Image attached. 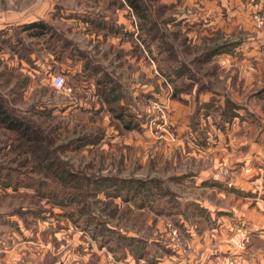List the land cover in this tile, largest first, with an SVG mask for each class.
Wrapping results in <instances>:
<instances>
[{
  "label": "rangeland",
  "instance_id": "1",
  "mask_svg": "<svg viewBox=\"0 0 264 264\" xmlns=\"http://www.w3.org/2000/svg\"><path fill=\"white\" fill-rule=\"evenodd\" d=\"M139 2L0 0L51 27L0 29V264H264V0Z\"/></svg>",
  "mask_w": 264,
  "mask_h": 264
},
{
  "label": "crops",
  "instance_id": "2",
  "mask_svg": "<svg viewBox=\"0 0 264 264\" xmlns=\"http://www.w3.org/2000/svg\"><path fill=\"white\" fill-rule=\"evenodd\" d=\"M7 11L9 13V10ZM34 11H36V9L33 10L32 12ZM11 12L14 14L13 15L8 14L6 16L4 15V12L2 13L3 15L0 17V29L12 30L19 26L25 25V24H29V23H32L38 20H44L42 17L40 18L38 14L34 15L35 13L30 14L29 12H26V14L25 13L20 14L19 12L18 14H16L14 11H11ZM23 33H26V32H23ZM5 37H9L8 33L5 34ZM258 114L261 117L264 116L263 114H261V111ZM240 115L242 116L243 114H241L240 112ZM238 121H241V122L237 124V127L239 128L241 127L243 131L244 130L249 131L248 135L244 134L243 136H241V139H240L241 140L240 142L243 143V145L245 146L247 150L243 149L242 152L239 151V153L236 154L237 155L236 157L237 158L239 157V159H241L240 157L244 156L241 162H239L240 165L239 163L237 164L239 165L238 170L239 172L240 171L246 172V170L248 169L247 171H251L252 175L250 177L244 176L240 184L238 183L237 185L238 186L240 185V188L242 190L245 189L247 191H249L250 189H253V187H256L254 188L256 190L259 187V185L260 186L262 185L261 187L262 189H264V147L263 145H260V143L262 144L264 142V128L259 127L261 125L260 123H259L260 125H256L255 122L251 123L252 120L244 116H242L241 120L239 119ZM257 129H259V131ZM232 159L234 158H231L230 160ZM255 169H258L259 170L258 172L261 171L260 178L257 175L255 177V174L257 173ZM260 195L261 197L258 198L256 202V208H254L253 210V213L255 215L254 218L257 222V226H255L254 229H256L257 227L260 233L256 235H258L259 237H264L262 235L264 234V218H263L264 217V193H263V196H262V193Z\"/></svg>",
  "mask_w": 264,
  "mask_h": 264
},
{
  "label": "trees",
  "instance_id": "3",
  "mask_svg": "<svg viewBox=\"0 0 264 264\" xmlns=\"http://www.w3.org/2000/svg\"><path fill=\"white\" fill-rule=\"evenodd\" d=\"M130 7L138 10L140 8L139 0H125ZM51 28L47 22L44 20H38L29 24H25L22 26L17 27V32L23 31L26 32L29 36L33 37H41L45 36L46 32ZM3 37H5L6 32L3 31ZM69 44L68 41H65L62 49L64 50V45ZM72 53V52H71ZM0 117L1 120L6 123V125L13 129L21 131L22 135H25V131L29 129V126H25V123L20 119L14 118L8 111L5 110L4 106L0 104ZM26 129V130H24ZM54 163V161H50V164ZM54 165V164H53Z\"/></svg>",
  "mask_w": 264,
  "mask_h": 264
},
{
  "label": "built area",
  "instance_id": "4",
  "mask_svg": "<svg viewBox=\"0 0 264 264\" xmlns=\"http://www.w3.org/2000/svg\"><path fill=\"white\" fill-rule=\"evenodd\" d=\"M65 83V78L64 76L60 75L55 78L54 85L59 88H63V85Z\"/></svg>",
  "mask_w": 264,
  "mask_h": 264
}]
</instances>
